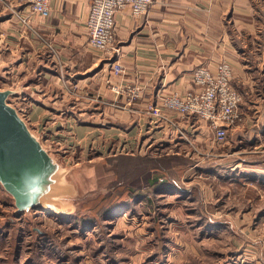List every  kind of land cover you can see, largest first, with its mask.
Returning a JSON list of instances; mask_svg holds the SVG:
<instances>
[{
    "label": "crops",
    "instance_id": "crops-1",
    "mask_svg": "<svg viewBox=\"0 0 264 264\" xmlns=\"http://www.w3.org/2000/svg\"><path fill=\"white\" fill-rule=\"evenodd\" d=\"M21 6L22 0H0V91L15 105L28 97L27 114L34 119L53 117L50 106L56 105V117L65 129L72 127L70 122L75 117L94 118L74 126L79 134L90 128L93 142L96 133L103 130L118 133L125 146L143 147L152 138V146L166 145L171 154L185 155L175 131L167 125H155L145 106H160L164 95L194 88L191 75L197 67L214 69L221 60L228 61L231 83L243 96V120L229 129L225 143L210 142L204 121L170 110L166 113L202 148L216 149L212 156L215 161L194 159L190 170H200L207 177H216V173L220 187L226 184L247 190L239 197L243 204L235 214L241 217L235 219L234 228H264V0H154L147 13L139 16H133L126 5L115 13L117 52L112 55L88 44L85 23L89 0H49L46 17H31L33 28L53 51L11 15V8ZM113 61L123 65L120 77L109 76ZM50 79H56L62 90L59 98L48 95L53 83ZM62 85L81 95L86 91L90 94L76 98ZM38 86L42 94L36 91ZM132 90L137 91L138 98L129 101ZM96 119L104 125H97ZM96 162L85 159L64 168L51 158L49 171L39 178L33 193H28L30 203L53 215L73 213L95 192ZM8 194L16 205L15 196ZM254 234L249 240L262 248L264 240L257 241Z\"/></svg>",
    "mask_w": 264,
    "mask_h": 264
},
{
    "label": "rangeland",
    "instance_id": "rangeland-1",
    "mask_svg": "<svg viewBox=\"0 0 264 264\" xmlns=\"http://www.w3.org/2000/svg\"><path fill=\"white\" fill-rule=\"evenodd\" d=\"M50 81L53 83L48 95L59 98L63 95L60 86L56 79ZM62 88H69L76 98L90 94L86 91L81 95L69 86ZM41 89L38 86L36 91L42 94ZM8 100L42 152L57 164L68 168L85 159L98 162L95 192L67 216L50 214L38 206L19 210L0 182V264H264V246L252 244L248 237L255 233L257 241L264 240V228L244 230L233 226L241 217L235 214L243 204L239 197L247 190L226 184L220 187L216 173V177H207L200 170H190L191 163L183 159L187 156L175 158L166 145L152 146V138L143 147L125 146L118 133L100 130L93 142L90 128L81 134L74 130L75 125L94 121L92 117H75L70 122L72 127L65 129L56 117V105L50 106L49 115L53 117L42 120L28 117V97L17 105ZM116 119L114 123L118 124ZM101 120H95L97 125H104ZM215 152L216 149L211 151L213 156ZM115 153H141L142 158L149 159L144 161L150 173L175 179L188 191L169 188L142 193L138 199L119 192L123 188L119 184L128 185L132 180L135 183L141 172L136 163L128 168V159L124 162L122 156H108ZM229 194L228 199L225 195ZM121 201L127 204L99 214Z\"/></svg>",
    "mask_w": 264,
    "mask_h": 264
},
{
    "label": "built area",
    "instance_id": "built-area-1",
    "mask_svg": "<svg viewBox=\"0 0 264 264\" xmlns=\"http://www.w3.org/2000/svg\"><path fill=\"white\" fill-rule=\"evenodd\" d=\"M90 8L85 23L88 44L96 51L106 55L117 52L115 47V13L128 5L133 16L147 13L154 0H89ZM11 15L22 25L36 34L52 51L51 45L33 28L31 17H46L49 14V0H22L21 7L10 9ZM2 38H0V41ZM124 68L118 61L110 64L109 76L120 77ZM232 68L228 61L221 60L214 69L200 66L194 69L191 78L194 88L185 92H172L161 98V105L147 104L145 113L155 125H167L175 131L181 141L182 153L202 162L213 156L210 150L202 148L200 143L188 135L179 122L166 110L173 111L181 117L194 116L206 123L210 133V142L221 145L228 138L229 129L243 120L240 112L242 93L231 83ZM116 87V86H115ZM118 91L119 89L115 88ZM129 101L136 100L137 91L132 90ZM132 154V153H131Z\"/></svg>",
    "mask_w": 264,
    "mask_h": 264
},
{
    "label": "water",
    "instance_id": "water-1",
    "mask_svg": "<svg viewBox=\"0 0 264 264\" xmlns=\"http://www.w3.org/2000/svg\"><path fill=\"white\" fill-rule=\"evenodd\" d=\"M50 167L51 158L42 152L16 110L8 104L6 93L0 91V182L15 196L19 210L37 206L30 203L28 193H33L39 178Z\"/></svg>",
    "mask_w": 264,
    "mask_h": 264
},
{
    "label": "trees",
    "instance_id": "trees-1",
    "mask_svg": "<svg viewBox=\"0 0 264 264\" xmlns=\"http://www.w3.org/2000/svg\"><path fill=\"white\" fill-rule=\"evenodd\" d=\"M178 155H181V154H176L175 156L174 155H172V156H174L175 158H179ZM112 156H114V157H116V156L121 157L122 156V158H125V160H123L124 162H126V159H128V162L125 163L128 168L132 167L136 163L137 166L139 167V171L141 172V176L139 175L135 179L136 180L135 183H134V180H132L130 183H128V185L119 184L120 186L123 187V188L119 189V192L124 191L126 194H128L130 196H135V198L138 199V198L143 197L142 193L145 194L146 192H148L147 194H149L152 191L157 192V191L166 190L169 188H173V189L175 188L177 190H180L181 192L188 191V190H185L184 187H181L179 185L178 181L175 179H171V178L166 179L162 174L160 175V174L154 173V171H153V174L150 173L151 169H149V170L146 169V162L147 161H144V160H149V159L142 158V156L139 154L117 153L114 155H110V157H112ZM138 156H141V157H138ZM181 157L183 158V156H181ZM153 158L154 157H151V159H153ZM183 159H185L186 161L191 163V165H193L195 163V161L189 157L188 158L185 157ZM128 173L129 172H126V174H128ZM142 188H144L146 190L140 191V189H142ZM117 195H120V193H118ZM124 204H127V202L121 201L120 203H115V204L113 203L109 207L105 208L99 214L103 215V214H108L109 212H112V211H116L120 207H122L120 205H124ZM79 218L83 222H84V220H86L85 217H79Z\"/></svg>",
    "mask_w": 264,
    "mask_h": 264
}]
</instances>
